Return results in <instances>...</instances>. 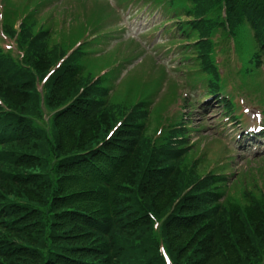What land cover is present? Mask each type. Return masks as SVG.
I'll return each instance as SVG.
<instances>
[{"label":"trees","instance_id":"obj_1","mask_svg":"<svg viewBox=\"0 0 264 264\" xmlns=\"http://www.w3.org/2000/svg\"><path fill=\"white\" fill-rule=\"evenodd\" d=\"M165 1L188 18L212 95L224 88L218 32L228 41L250 29L255 45L247 60L237 48L239 73L264 60V0ZM102 16L89 18L94 32ZM48 34L22 30L23 67L0 49V264H167L163 248L172 264H264V186L233 183L245 172L202 174L188 158L196 145L184 118L151 135L152 100L113 102L109 75L90 78L81 63L89 47L74 50L41 93L39 79L76 41L57 53Z\"/></svg>","mask_w":264,"mask_h":264},{"label":"rangeland","instance_id":"obj_2","mask_svg":"<svg viewBox=\"0 0 264 264\" xmlns=\"http://www.w3.org/2000/svg\"><path fill=\"white\" fill-rule=\"evenodd\" d=\"M112 1L116 3L115 0ZM99 5L96 0H0V46L4 47L6 55L15 59L22 58L27 51L26 45L21 41L22 30H30L33 34L43 30L49 32L47 40H44L49 48L60 53V50L69 49L72 42L77 40L75 34L80 30L83 32L81 37L88 35L84 16L75 11H84L86 16V12H95L97 8H100ZM148 6L147 3L134 5L130 11H121L119 23L124 26V31L114 29L117 20L112 22V25L107 19L104 20L111 36L101 45L90 49L88 55L82 56L81 63L92 72L91 76H88L91 78L95 73L100 75L104 69L112 68L116 61L122 59L125 62L123 66H129L127 71L131 75L127 77L125 75L120 83V77H123L126 71L123 70L118 74V70H111L115 73L110 74V80L115 77L116 79L110 82H118L114 85L108 83L114 88L110 94L113 102L130 104L141 97L142 100L147 97L152 100L148 131L154 137L162 136L165 127L175 122V115L184 113L190 121L188 125L193 128L191 141L197 140L196 144L199 143L190 151L188 158L199 160L198 167L202 174L210 170L220 171L222 169L231 177L246 171L243 175L234 177L236 179L233 183L240 180L250 183L255 178L258 183L264 185V133L260 134L258 139L253 140L246 137L245 133L243 134L249 126L260 124L257 119L258 113L263 112L264 109L260 96L255 94L256 98L251 99L249 93L244 90L235 93L236 98L232 99L234 106L238 108L242 105L236 114L240 117L242 110L246 115L245 119L239 120L227 116L219 98L212 97L206 100V90L203 87L198 89L187 87L185 81L189 75L188 71L178 66L186 60L181 52L185 49L183 46L187 44L186 41H189L185 39L182 42H170V38L182 37L176 31L175 20H166L157 26L169 16L161 8L158 9V6L154 8H148ZM55 31L59 34L57 41H51L52 33ZM122 33L123 36L118 38V35ZM113 36L116 37L113 38ZM224 36L220 33L216 40L233 46V42L226 41ZM121 38L124 40L123 43L120 41ZM131 38L139 44L135 43V45L141 48L140 50H145L146 53H142L141 58L134 59L133 57L130 61L127 55L134 49V44L129 45L128 42ZM235 41L238 50H243L245 60H247L255 45L250 29L246 26ZM87 47L88 45L84 44L79 51ZM146 54H152L158 62L155 63L151 55ZM88 57H96V62L87 64L90 60L95 61V58L88 60ZM217 57L225 58L223 55H217ZM140 60H144L142 65H138ZM230 63L232 68H238V60L232 59ZM26 65L24 62L19 63L20 67ZM165 65L167 66L166 75L162 71ZM188 69L192 70V68ZM193 70L192 79L195 76L204 75L200 69ZM254 71L255 75H259L258 69ZM248 76L250 75L245 77ZM259 77L256 79L255 86L260 80ZM175 81L179 86L178 99L174 102L171 96V85ZM262 87H264V81ZM230 89L232 90L229 86L228 90ZM186 97L191 101H186ZM244 109H249V111L246 113ZM251 186L252 184L249 187ZM239 187L238 183L233 188L232 192L235 196L242 194Z\"/></svg>","mask_w":264,"mask_h":264}]
</instances>
